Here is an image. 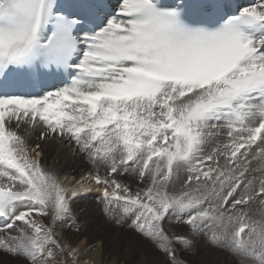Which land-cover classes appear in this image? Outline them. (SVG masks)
I'll use <instances>...</instances> for the list:
<instances>
[{"label":"snow or ice","instance_id":"obj_1","mask_svg":"<svg viewBox=\"0 0 264 264\" xmlns=\"http://www.w3.org/2000/svg\"><path fill=\"white\" fill-rule=\"evenodd\" d=\"M93 193L154 264H264V0H0V264H122Z\"/></svg>","mask_w":264,"mask_h":264},{"label":"rangeland","instance_id":"obj_2","mask_svg":"<svg viewBox=\"0 0 264 264\" xmlns=\"http://www.w3.org/2000/svg\"><path fill=\"white\" fill-rule=\"evenodd\" d=\"M81 204H82L81 207L83 209L86 208V206L85 207L83 206L84 203L82 201H81ZM87 208H89L90 210L93 209V208L91 209V207H87ZM89 209H85V211H83L82 213H80L78 210V214H80V215L82 214L81 217H83V218H81V221H80V223H82L81 227L83 229V232L79 237H85V239H87V241L88 240H90V241L91 240H93V241H104V243L106 244L105 246L107 247L106 252L108 251L109 256L112 255L111 258L119 257L121 259V257L123 256V252L126 254L130 252L131 254H128V257H127L128 260L126 259L123 261V262H126L124 264H135L134 262H136L137 258L139 257V254H138L139 251H140V253L141 252L144 253L141 256V259H145V261H147L148 258H150V256L153 257L154 262L161 258L157 254H155L148 247L147 244L141 245L136 237L131 236V234L128 233L126 228L120 229V228L115 227L113 224L109 223L108 220L102 214L99 207H97V206L94 207L93 211H90ZM94 211H97V212H94ZM110 230H111V232H110ZM84 231H86V232H84ZM116 232L119 235L116 236ZM121 235H122V237H121ZM111 240H113V242ZM134 243H136L137 245ZM132 246L134 247V249L131 248ZM124 248H126V249H124ZM127 248L128 249L130 248L132 250L129 249V251L127 252V251H125V250H128ZM135 248H139V251L137 252V250ZM203 249L204 248L201 247L200 250L196 253L201 254L204 251H206L210 254L211 258H213L215 254H220V255L224 254V253H219L216 251L209 252L208 250H203ZM121 250H124V251H121ZM134 251L136 253H134ZM120 254H122V255H120ZM135 255L137 256V258H135L136 257ZM193 255L194 254H185L184 256L181 257V259L187 261V264H192V263H195V262H193V260H191ZM224 255H226V254H224ZM144 256L146 258H144ZM132 259H135V260H132ZM127 261L129 263H127ZM132 261H133V263H132Z\"/></svg>","mask_w":264,"mask_h":264},{"label":"bare ground","instance_id":"obj_3","mask_svg":"<svg viewBox=\"0 0 264 264\" xmlns=\"http://www.w3.org/2000/svg\"><path fill=\"white\" fill-rule=\"evenodd\" d=\"M49 163H50V161H49ZM80 165H77V167H76V171L75 172H73L72 174L73 175H77L78 173H79V171H80ZM64 171H67V172H72V169L71 168H65L64 169ZM97 194H95V193H93L92 194V197L91 198H89L88 200H85V201H82L83 203H84V207L86 206V208H84V209H89V208H87V207H91V209L93 208L94 209V207H96L97 206V204H96V200H95V196H96ZM82 205V204H81ZM93 209L92 210H90V211H93ZM94 212H97V211H94ZM89 213V212H88ZM87 213V214H88ZM92 213V212H91ZM93 214V213H92ZM95 214V213H94ZM97 214V213H96ZM82 215V214H81ZM86 217V216H85ZM81 218H83V217H81ZM87 221V220H86ZM82 224V223H81ZM116 227V226H115ZM111 229V228H110ZM114 231V230H113ZM118 231V230H117ZM84 232H86V231H84ZM110 232H111V230H110ZM119 232V231H118ZM109 234V233H108ZM117 235H119L117 232H116V236ZM119 237V236H118ZM121 237H122V235H121ZM124 238V237H123ZM122 238V239H123ZM115 239V238H114ZM79 240H86L87 241V239H85V237H79ZM110 241V240H109ZM112 242H113V240H111ZM115 241V240H114ZM77 242H79V241H77ZM89 244H91V245H95L97 242H99V241H93V240H88L87 241ZM115 243V242H114ZM109 244V243H108ZM134 244H136V243H134ZM133 244V245H134ZM106 245V244H105ZM137 245V244H136ZM107 247L105 246V257L107 258V257H109V253H108V251L106 252V249ZM131 248H133L134 249V247L132 246ZM124 249H126V248H124ZM128 249V248H127ZM130 249V248H129ZM129 249L128 250H125V251H129ZM136 250H137V252L139 251V248H135ZM130 250H132V249H130ZM135 250V251H136ZM203 250H206V249H203ZM94 251H97L98 252V250L97 249H94ZM121 251H124V250H121ZM134 251V253H136ZM111 254V253H110ZM128 254H131L130 252L129 253H124L123 252V256L121 257V261H122V264H124V263H126V262H123L124 260H126L127 259V257H128ZM133 254V253H132ZM139 257L137 258V256L135 257V258H137V260H136V262L137 261H145V259H141V256L144 254V253H140V251H139ZM120 255H122V254H120ZM130 256V255H129ZM134 256V255H133ZM110 257H112V255H110ZM160 257V256H159ZM144 258H146L145 256H144ZM228 259V257L226 256V255H224V254H215L214 255V257L213 258H211L210 257V254L208 253V252H206V251H204L203 253H199V254H195L194 253V255L192 256V258H191V260H193V262H195V263H192V264H208V262H215V264H224V262L226 261ZM128 260V259H127ZM132 260H135V259H132ZM136 262H134L135 264H136ZM147 262H148V264H154V259H153V257H151L150 256V258H148V260H147ZM127 263H129L128 261H127ZM132 263H133V261H132Z\"/></svg>","mask_w":264,"mask_h":264}]
</instances>
